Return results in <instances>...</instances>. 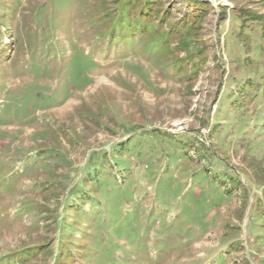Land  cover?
Segmentation results:
<instances>
[{"label":"rangeland","instance_id":"obj_1","mask_svg":"<svg viewBox=\"0 0 264 264\" xmlns=\"http://www.w3.org/2000/svg\"><path fill=\"white\" fill-rule=\"evenodd\" d=\"M128 1L0 0V264H264V0Z\"/></svg>","mask_w":264,"mask_h":264},{"label":"trees","instance_id":"obj_2","mask_svg":"<svg viewBox=\"0 0 264 264\" xmlns=\"http://www.w3.org/2000/svg\"><path fill=\"white\" fill-rule=\"evenodd\" d=\"M130 2L133 3L134 1L129 0L127 4H129ZM149 3H150V2H149L148 0H144V4L139 6V7H140V12H141V14H143L144 16L146 15L147 12H149V9H147L148 7H147V5H146V4H149ZM137 4H138V3H137ZM143 15H142V16H143Z\"/></svg>","mask_w":264,"mask_h":264}]
</instances>
